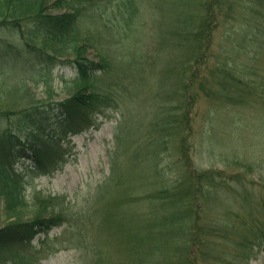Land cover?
Here are the masks:
<instances>
[{
	"label": "rangeland",
	"instance_id": "obj_1",
	"mask_svg": "<svg viewBox=\"0 0 264 264\" xmlns=\"http://www.w3.org/2000/svg\"><path fill=\"white\" fill-rule=\"evenodd\" d=\"M201 2L203 0H193L186 6V12L193 19L201 13ZM146 4L149 3L144 0L140 7ZM211 4L215 12L219 11L217 8H224L215 18L217 25L211 34V63H216L221 55H229L231 65H236L253 84V94L248 102L245 105L218 104L204 96L198 83L193 84L190 90L193 95L189 100L193 103L190 130L174 129V118L183 110L179 114L177 109L171 108L172 103L169 112L167 110L164 102L171 97L176 78L169 76L171 78L166 80L165 70L182 58L183 52L174 49L178 43L174 41L178 39L171 34L170 25L181 21L185 8L181 1L158 0L161 14L166 15L162 17V28L159 29L162 36L157 33L156 39L150 37L147 31L151 27L147 22H139L144 15L140 14L135 20L142 34L137 36L136 33L131 50L124 47L123 42L113 46L118 55L115 70L100 80V87L114 84L108 90L117 93L119 106L99 116L95 125L64 138L61 145L67 151L65 161L53 173L32 175L30 160L15 163L14 173L27 198L32 200L37 193L41 199L47 195L66 197L70 218L49 233L38 234L27 245L14 242L0 246V264H182L183 250L188 251L186 240L166 236L168 231L162 226L148 231L141 226L138 236L133 238L131 234L135 231L130 230L136 221L126 217L131 213L132 216L143 212L150 215L152 207L161 204L144 199L149 187L164 186L161 175L166 174L164 178L168 179V185L177 186L182 193L187 192L185 181L191 177L194 168L224 171L227 180L222 177L220 183L224 187L215 190V196L220 194L217 200L221 204L207 223L212 224L214 232H224L231 239H215L218 246L210 245V251L205 247L196 248L195 244L194 251L199 252V256L196 254L198 264H247L249 261L250 264H264V245H253V252L248 253L250 245L243 242L248 231L240 225L241 220L250 223L248 214L264 215V197L261 206L257 203L264 195V29L256 35L257 31L251 32L248 25L261 22L264 26V17L251 13L258 10L264 14V0H212ZM195 19L198 22V18ZM15 36L0 31V112L26 111L25 116H31L34 99L58 102L79 92L76 85L80 82L74 76L73 68L57 65L50 71L44 70L41 63L18 47ZM6 40L13 45L9 55ZM176 53L180 55L178 58L174 56ZM87 55L90 60L99 61L96 48L89 49ZM133 61L139 62V66L137 63L132 65ZM124 63L129 65V72H124L121 65ZM174 103L173 107H176L178 102ZM44 112L46 117L52 113L50 109ZM160 123L174 125L168 127L171 136L166 140L167 147L158 145L165 140L161 137L162 132L155 129ZM183 145L190 146L187 159L180 154ZM139 155L144 157L140 159ZM115 162L116 177L109 178L115 184L108 187L107 201L97 202L95 193L99 185L108 180ZM250 166L255 170L251 171ZM159 174L158 183L150 185V176ZM244 180L251 184L244 186ZM242 185L250 194L245 206L237 198ZM36 211L29 206L24 210V219H32ZM72 211H77V216L72 215ZM219 212L223 216L217 215ZM7 222L0 210V227ZM220 226L221 231L218 230ZM148 233L151 239L141 241Z\"/></svg>",
	"mask_w": 264,
	"mask_h": 264
},
{
	"label": "trees",
	"instance_id": "obj_2",
	"mask_svg": "<svg viewBox=\"0 0 264 264\" xmlns=\"http://www.w3.org/2000/svg\"><path fill=\"white\" fill-rule=\"evenodd\" d=\"M176 1H181L185 11L181 13V21L170 25V31L173 37L178 39L174 41V43L178 42L174 49L177 48L183 54L182 58L177 59V63H171L166 67V80L171 78L169 76H175L176 87L170 92L171 99L167 97L164 103L167 110L170 109L171 103L173 104L171 108L177 109L179 114L183 110L180 116L174 118L173 123L176 124L174 129L179 127L186 132L190 130L189 121L193 103L189 100L193 84L198 83L199 90H202L208 100L226 106L245 105L253 94V84L248 77L243 76L236 65H231L229 55H221L216 63H211L213 58L211 34L217 25L215 18L219 17V13L223 12L224 8H217L216 10L219 11L215 12L214 7L211 6L212 0H203L199 6L201 13L196 15L197 22L195 15L193 19L192 15L186 12V6L193 0ZM142 2L144 0H0V31H4V34L10 37L16 35L18 47L28 57L41 63L44 70L50 71L57 65L69 66L73 68L74 76L80 82L76 85L79 92L63 101L34 99L30 108L34 114L31 116H25L26 111L0 112V210L8 219L7 224L0 227V246L6 247L14 242L27 245L38 234L42 232L47 234L53 227L65 224L70 218L67 212L70 205L66 197L47 195L41 199L37 193L32 200H29L18 175L14 173V165L18 161L28 159L32 175L33 173L35 175L53 173L65 161L67 151L61 145L64 138L95 125L99 116H104L107 110L119 106L117 93L108 90L114 84H103L105 86L102 85V87L99 85L102 82L101 79H105L115 70L118 55L113 46L123 42L124 47L127 46L126 48L131 50L136 33L137 36L140 35L138 33L142 34L135 20L140 14L144 15L139 22H147L151 27L147 31L149 36L154 39L157 33L158 36H162L159 29L162 28L161 19L166 15L161 14L158 0H146L149 4L141 8ZM251 13L252 16L264 17L263 12L258 10ZM146 14L147 18H145ZM248 25L252 29L251 32L257 31L256 35L264 29L261 22ZM5 44L9 55L10 47L13 45L11 46L12 43L8 40ZM93 48L98 50L99 61L90 60L87 55L89 49ZM174 56L180 55L176 53ZM134 63L137 62L133 61L132 65ZM139 64L138 62L137 66ZM121 65L123 70L125 69L124 72H129L128 64ZM192 67H194L193 70ZM194 96L196 97V94ZM175 101L178 103L176 107H173ZM48 102L52 104L48 105ZM42 106L45 109L41 108ZM47 109H50L52 113L49 112L46 117L43 113ZM174 125L170 126L167 123L165 126V123H160L155 127L158 133L162 132L161 137L165 139L158 144L160 147L162 144L167 147L166 140L171 136L169 128ZM190 151L189 145H183L180 154L187 159ZM141 157L144 156L139 155L140 159ZM115 165L117 162L111 167L112 171L108 180L99 185L95 193L94 198L97 202L107 201L105 195L107 196L110 192L108 187L112 183L113 186L115 184L110 180L116 177ZM245 169L248 171V168L245 167ZM249 169L255 170L253 167ZM222 172L224 171L217 169L195 170L194 168V171L190 172L191 177L188 176V180H184L188 187L185 193L179 191L177 186L168 185V179L164 178L166 174L150 176V185L158 183L156 178L161 179L162 176L161 184L164 186L149 187L144 193V199L161 204L152 205L154 210H151L150 215L145 212L135 216H132V213L127 214L126 218H135L136 221V226L133 224L130 230V232L135 231L131 234L133 238L138 236L141 226L147 231L160 226L166 228L168 231L165 233L166 236L169 234L174 239L188 242L186 247L188 251L183 250L182 264H198L196 254L199 256V252L196 251L197 249L194 251L195 244L196 248L205 247L210 251V245H215L214 248L218 246L215 239L222 238L230 241L231 239L224 232H214L212 224L207 223V219L213 218L215 209L221 204L217 200L220 194L215 196L217 193L215 190L220 191V188L224 187L220 184L224 178ZM248 184L251 183L246 182L244 186L247 187ZM240 188L242 192L237 193V198L240 200L238 202L245 206L246 197L250 194L245 192L243 185ZM263 197L264 195L257 202L260 206ZM130 202L132 200H129ZM29 206L37 211L32 219L27 220L24 219V210ZM77 214V211H72V215L77 216ZM217 215L223 216L220 212ZM248 215L250 223L245 224L241 220L240 225L248 231L243 242L250 245L247 249L250 253L253 252V245L259 247L264 245V215L260 216L258 213ZM215 220H213L214 224ZM221 229L222 226L218 228L220 231ZM148 239H151L149 233L146 236L143 235L141 241H149ZM203 256L205 257L204 253ZM247 264H250V261Z\"/></svg>",
	"mask_w": 264,
	"mask_h": 264
}]
</instances>
